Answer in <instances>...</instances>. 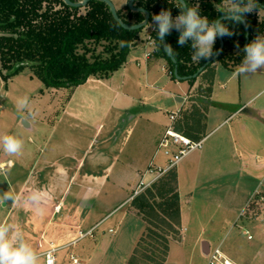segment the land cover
<instances>
[{
	"label": "crops",
	"instance_id": "obj_1",
	"mask_svg": "<svg viewBox=\"0 0 264 264\" xmlns=\"http://www.w3.org/2000/svg\"><path fill=\"white\" fill-rule=\"evenodd\" d=\"M150 27L153 29L151 23ZM140 40L129 50L125 62L120 67L122 70L121 83L126 90H129V92H122L124 97L122 101L125 100L124 109L129 110L130 105L134 103L147 108L145 112L143 109L136 113L128 112L125 119L127 135L131 133L136 124L140 122L146 124L140 133L138 143L140 150L132 151L128 162L120 168L121 171L128 172L126 174L128 175L127 184L131 187L133 183L135 185L133 193H130L123 201L130 199L146 187L145 185L138 187L140 182L145 184L154 176L150 175L147 168L150 167L162 129L159 120V105L157 107L156 102H149V100L154 101L152 98L153 94L156 95L154 92L164 90L163 87L171 85L173 81L169 72L166 71V59L161 52L159 53L152 33L148 32V35L141 36ZM147 52L149 55H146ZM238 66L235 68L224 66L220 60H216L197 75L198 77L202 75L205 82L201 80L197 84L194 81L191 85L190 82L186 84L174 82V85H177L185 94L192 93L196 85H199L198 92L203 88L200 92L203 98H198L196 104L198 106L202 104L206 110L205 116L199 120L202 127H196L199 130L194 132L196 137L187 135L192 139H203L201 150L193 157L190 156L189 160L187 158L183 162L181 160L174 170L177 181L176 191L179 196L178 228L180 230L169 241L165 260L168 264H172L170 260L173 249L180 252L179 257L184 259L183 264H195L197 263L196 258L206 257V251L213 242L222 243L218 235L221 233V225L227 220V215L218 214L219 212L214 215L204 213L205 207L198 212L193 208L194 202L217 204L225 201L233 203L241 198L247 200L256 189L255 184L258 182L260 171L264 169V99L255 107L246 110L252 103L250 101L264 91V70H258L255 75L237 76L235 72ZM91 79L102 83L106 88L110 87L108 83L97 77ZM168 92L174 94L177 101L174 109L167 110L169 116L171 111L177 110L183 104V100H180L178 92ZM205 96H207L206 99H204ZM213 98L216 101L212 100ZM241 107L243 108L240 109ZM24 122L29 126L33 125L29 120H24ZM99 128L100 125L97 131H100ZM23 145L25 143L22 142L20 152L14 157L8 155L7 161L12 179L8 187L10 193L8 192L6 196L11 195L13 199H5L6 196L1 195L0 223L11 225L14 229L18 228L24 239L41 256L42 252L52 248L71 246L67 244L72 243L73 245L80 238L78 237L80 232L85 234L90 229L93 230L100 219L98 215L92 217V212L88 208L92 209L96 201L88 206L84 205H87L86 200L91 197V185L99 186L105 177L108 178L109 170L113 168L116 158L109 157L108 161L104 162H98L99 159L93 160L94 165L102 162L103 172L100 175L98 173L83 175L81 170L85 166V156L88 150L75 160L71 168L62 164L59 156L49 159L50 155L48 157L46 148L34 149L32 146ZM49 168L55 171L54 174L49 178L44 177V173ZM230 174H234L235 182H227ZM253 179L257 181L253 182ZM75 180L79 181V188L84 189L86 186L89 192L84 191L81 196L75 194L74 201L68 203L66 201L68 188ZM223 188L232 193L225 200L220 198V191H223ZM97 189L99 188L96 187L95 194ZM259 191L264 193V188H259ZM183 204L187 205L186 211ZM241 208L243 209V206ZM81 209L85 210L83 216H80ZM135 210L131 205L127 214L134 217L136 222L141 223V228L135 231V234L139 232L136 237L139 239L143 233V224L139 215L134 213ZM255 223L258 222L245 217L243 227L249 231L252 228L256 230ZM118 224L120 225V221ZM84 226L87 227L85 231H82ZM261 235L264 234L261 232ZM262 238L264 237L253 240L254 235L250 239L246 237L245 242L238 246L236 252L224 254L234 264H259L262 252H264ZM73 256L84 264V258H81V255L73 253ZM54 259L58 264L56 257Z\"/></svg>",
	"mask_w": 264,
	"mask_h": 264
},
{
	"label": "rangeland",
	"instance_id": "obj_2",
	"mask_svg": "<svg viewBox=\"0 0 264 264\" xmlns=\"http://www.w3.org/2000/svg\"><path fill=\"white\" fill-rule=\"evenodd\" d=\"M111 1L114 3L117 10L123 12L121 13L124 15V18L130 20V17H126L125 14H128V9L131 12L134 11L126 7L127 0ZM174 1L176 2V0ZM136 4L137 2L135 0L134 5L136 6ZM82 11L84 12L83 9ZM257 15L259 18L264 19V10L257 12ZM150 23L149 21L146 26L140 29L133 44L130 46L131 48L141 41V36L148 35V32L152 33ZM89 46H94L95 52L100 53L102 56H108L109 54V51L105 49L108 47L107 41H101L96 45L93 42H89ZM157 49L160 53L158 46ZM166 64V71H168L171 76L169 69L170 63L167 59ZM121 73L122 70L118 68L106 77H98L97 79H101V81L110 85L109 88H106L102 83L91 79L95 78V76H90L88 81H85L86 83L84 82L76 86H50L28 65L22 66L14 73L7 75L6 70L0 71V137L11 134L23 140L22 142L25 143L23 146H32L34 149L38 148L42 150L46 148L48 157L50 155L49 159L59 156L60 162L67 165L66 167L71 168L75 164V160L80 157L84 151L88 150L85 156V166L81 170V174L83 173V175H85V173H98L100 175L104 168L102 162L108 161L109 157L116 158L113 168L109 170L108 178L105 177L99 186L91 185V197H88L86 200L88 201L86 203L87 205H84L88 206L90 203L92 204L94 201H98V203L94 202L95 204L94 207L92 206V209L88 208V210L92 212V217L98 215L100 219L93 227L92 235L85 234L83 237L78 235L80 238L77 237L78 239L73 245L72 243H68L67 245L71 246L55 247L56 249L52 254L56 257L58 264H73L71 259L73 253L81 255V258H84V264H125L138 240L136 237H138L139 232L135 234V231L139 229V227L141 228V223L136 222L134 217L127 214L128 208L132 205V199L136 193L130 199L123 201L130 193H133L132 191L135 185L133 183L131 187L127 184L128 175L126 176V174L128 172H123L120 168L128 162L127 160L131 157L129 154H131L132 151L138 152L140 150L138 148L140 133L141 129L146 124L145 122L136 124L131 133L127 135V130H125L127 113H136L141 109L145 112L147 108L141 107L139 103H134L130 105L129 110L124 109L125 100L124 102L122 101V98H124L122 92H129V90H126L121 83ZM204 79L202 75L200 77L197 76V81L195 80V83L197 82L198 84L201 80L204 81ZM174 82H184V84H186L189 81L177 79L174 76L171 85H166L163 87L164 90L162 91H155L154 93L156 95H152L154 101L149 100V102H156L157 107L159 105L158 112L162 129L161 135L165 131L167 125L171 123L167 110L174 109L175 103L177 102L174 94H169L170 92L168 91L178 92L177 94L180 95V100H183V104L177 109L178 114L173 121L174 127L175 125L183 123L185 116H188L194 111L197 112L196 119L198 121L195 125L202 127L201 121L199 120L202 116H205L206 107L202 104V106L196 104L198 98H203L200 93L203 88L201 87V91L198 92L199 85H196L191 91L192 93L187 92L185 94L177 85H174ZM206 97L207 96H205L204 99H206ZM25 98L27 99L26 106L18 108V101ZM262 99H264V91L250 101L252 103L246 110L255 107ZM192 100H194V102ZM212 100L216 101L214 98ZM215 103L216 102H214V104ZM242 108L243 107L240 109ZM24 120L31 121L33 125H27ZM98 125H100V131H97ZM195 130L197 129H192L190 134L196 137V135H194ZM31 142L34 143L32 144ZM202 146L203 144L201 147ZM201 147L192 150L180 161L183 162L185 158L188 159L190 156L193 157L194 154L201 150ZM5 155H7V157H4ZM8 155L9 154L4 152L3 143L0 141V167L2 166V168H0V197L1 195L6 196L10 193L8 187L12 178H10V166L7 161ZM96 159H99L98 162H102L94 165L92 162ZM166 164H168V160L163 154L160 153L154 156L150 164V168L152 169L150 175L152 176L157 172L156 168L158 165L165 166ZM234 166L235 164L233 167ZM148 169L149 167L147 170ZM171 170H175V167ZM54 172V170L49 168V170L44 173V177L49 178ZM233 176L234 174H230L227 178V182H235L236 179ZM257 180L258 182L255 184L256 192L259 188H264V169L260 171ZM257 180L253 179V182ZM96 187L99 189H97L95 194ZM68 189L69 192L66 196V201L68 203L74 201L75 194L81 196L84 191L89 192L86 186L84 189H82V187L79 188V181L76 180L70 183ZM231 194V191L225 188L223 191H220V198H224V200L228 199ZM250 197L247 198V200H242V198L237 199V201L233 203L225 201L217 204H205L196 201L193 204L194 210H198V212L202 211L201 208L205 207L204 213L207 212L208 214L211 213V215H214L219 212L218 214L225 213L227 215V220L221 225V233L218 235L219 239H222L221 250L224 253L236 252L238 246L246 240V235L242 232L244 228L243 223L245 221V216L242 212L247 208L246 203L250 201ZM255 198L254 200L258 199L257 196ZM254 200L249 203L250 205L248 204V208L253 209L254 212H260L261 204ZM183 206L186 211L187 205L185 206V204H183ZM242 206L243 209L241 208ZM81 210L80 216H83L85 210ZM134 213L139 215L136 210ZM144 216H146L148 222L142 219V215L138 216L142 221L143 231L147 226L158 228L161 233H168L169 240L173 239L175 235L179 233V225L176 226V230H167L166 222H170L168 217L162 220L156 219L153 216H148L147 214H144ZM157 216L159 217V215ZM118 221H120V225ZM255 225L257 226L256 230L253 228L252 230L250 229L252 238L254 235L253 240L264 237V235H261V232L264 234V224L258 222L255 223ZM86 227L87 226H84L82 231H85ZM109 228L111 229L109 230ZM262 242H264V238H262ZM214 244L216 243L213 242L212 245ZM44 252H42L40 256L42 264H45L46 261ZM179 254L180 252L177 249L172 250V257L170 260L172 264L184 263V259L180 258ZM261 256L262 259L258 263L264 264V252H262ZM196 259L197 263L195 264H205L206 257ZM80 262L83 264L82 261ZM53 264H57L55 259ZM165 264H168V262L165 261Z\"/></svg>",
	"mask_w": 264,
	"mask_h": 264
},
{
	"label": "trees",
	"instance_id": "obj_3",
	"mask_svg": "<svg viewBox=\"0 0 264 264\" xmlns=\"http://www.w3.org/2000/svg\"><path fill=\"white\" fill-rule=\"evenodd\" d=\"M136 2L137 6H143L150 11L149 21L153 28L156 26L152 21L153 14L170 9L174 18L180 11L174 0ZM187 3L189 6L199 3L201 15L207 16L210 21L221 16L217 9L222 5V0H187ZM258 3L264 6V0H258ZM121 12L117 10L119 17L127 23L143 19L142 12H131L128 9V16H125L130 17V20H126ZM221 21L223 22L222 19ZM246 24L248 43L257 34L264 35V19L259 18L257 12L247 15ZM228 27L235 35L223 37L222 51L205 68L216 60L232 68L241 64L245 27L243 24H228ZM140 29L129 30L121 27L113 18L108 5L99 0H90L80 7L69 6L63 0H0V71L6 70L7 75L28 65L50 86H76L84 83L90 76L106 77L120 68ZM152 35L162 56L169 61L170 74L174 78V63L164 52L153 29ZM178 38L179 31L173 27L166 37L167 44L170 45L169 51L176 59L178 74L190 75L205 61L192 62L190 46L180 47ZM101 41L108 42V47L105 48L109 51L108 56L96 53L95 47L89 46V42L96 45ZM218 46L217 37L213 46L214 52ZM196 78L197 76L191 77L188 81L192 84ZM196 113L194 111L186 115L184 122L175 125V128L192 136L191 130L198 127L195 125L198 122ZM176 183L175 171L170 169L143 188L132 199L137 214L142 215V219L147 222L144 214L162 220L168 217L170 222H166L167 230H176L179 223ZM252 212L253 209L246 208L243 213L249 215ZM169 241L168 233H161L158 228L147 226L125 264H165Z\"/></svg>",
	"mask_w": 264,
	"mask_h": 264
},
{
	"label": "clouds",
	"instance_id": "obj_4",
	"mask_svg": "<svg viewBox=\"0 0 264 264\" xmlns=\"http://www.w3.org/2000/svg\"><path fill=\"white\" fill-rule=\"evenodd\" d=\"M179 14L173 18L171 10H162L159 14L152 15L155 23L153 31L157 33L159 41L170 49L165 43V38L171 33L173 27L179 31L178 44L180 47L190 46L191 60L194 63L200 61H212L219 51H213V46L218 36H233L235 32L230 30L228 24L237 26L246 24V17L253 12H259L264 6L258 0H222L218 11L222 20L201 15L199 3L189 6L187 0H176ZM145 23H148L145 20ZM123 46V42H122ZM239 47V45H237ZM243 60L238 66L235 75H255L258 70H264V35L257 34L255 39L244 46ZM27 99L18 101V108L26 106ZM4 152L15 155L20 152L22 142L15 135L0 137ZM5 199H13L11 195ZM0 264H42L37 250L27 242L22 232L11 225L0 223ZM51 264V261L48 262Z\"/></svg>",
	"mask_w": 264,
	"mask_h": 264
},
{
	"label": "built area",
	"instance_id": "obj_5",
	"mask_svg": "<svg viewBox=\"0 0 264 264\" xmlns=\"http://www.w3.org/2000/svg\"><path fill=\"white\" fill-rule=\"evenodd\" d=\"M155 41V40H154ZM152 41V44L155 45V42ZM154 51V49H153ZM146 55H149V52H147ZM178 114V110L171 111L169 113V119L171 123L167 125L165 131L163 134L159 137L157 145L154 150L153 157L156 156L157 154H163L167 160L168 164L165 166H157L156 168V173L154 174L153 178L143 184L140 182L139 186L145 185L148 186L151 182H153L155 179H157L159 176L164 174L166 171L174 168L178 162L186 156L188 153H190L192 150L201 147L202 145V140L203 139H192L189 136L185 135L181 131L177 130L174 125L173 121L175 120L176 116ZM152 157V159H153ZM151 164V162H150ZM150 172H152V169L149 167L148 169ZM259 193V194H257ZM257 196V200H254V198ZM257 201L260 203V212H252L251 214L247 215L246 213L242 214L245 217H248L252 220H256L260 222L261 224H264V193L260 192L259 190H256L253 192L252 196L250 197V201L247 202L246 207L248 208V204L251 203V201ZM256 199V198H255ZM250 205V204H249ZM243 234L246 235L248 239L252 238V234L250 233L249 229L243 228ZM92 235V229L87 231V233ZM84 233H79V236H85ZM56 248H52L48 251H45L44 254L46 256V261L45 264H48L49 261H51V264H53L54 261V255L52 252ZM72 263L73 264H81V262L74 256H71ZM206 264H234L233 261L226 255L224 252L221 250V244L217 243L214 245H211L208 247L206 251Z\"/></svg>",
	"mask_w": 264,
	"mask_h": 264
},
{
	"label": "water",
	"instance_id": "obj_6",
	"mask_svg": "<svg viewBox=\"0 0 264 264\" xmlns=\"http://www.w3.org/2000/svg\"><path fill=\"white\" fill-rule=\"evenodd\" d=\"M65 4L69 5V6H73V7H80V6H84L87 4L88 1L90 0H78V1H73V0H63ZM99 1H102L104 3H106L111 11V14L113 16V18L120 24L121 27L125 28V29H129V30H134V29H138V28H142L144 26H146L148 23H145V20H147L149 22V18H150V11L143 7V6H135L134 5V1L135 0H127V6L129 8H131V10L133 11H138V12H142L143 13V19L138 21V22H134V23H127V22H124L118 15L117 13V10H116V7L114 5V3L111 1V0H99ZM217 19H222V16H219ZM244 27H245V41H244V46L248 44V28H247V24H243ZM218 39H219V46L217 48V50H220L219 51V54L220 52L222 51L223 49V45H224V40H223V37H220L218 36ZM165 43L167 44V41H166V38H165ZM162 44V43H161ZM162 47H163V50L164 52L166 53L167 56L170 57L171 61L174 63V66H173V75L177 78V79H182V80H187L191 77H196L208 64H210L217 56H214L212 58V61H205L203 64H201L198 69L190 74V75H184V76H181L178 74V71H177V64H176V59L175 57L170 53L169 51V48L162 44ZM216 50V51H217Z\"/></svg>",
	"mask_w": 264,
	"mask_h": 264
}]
</instances>
